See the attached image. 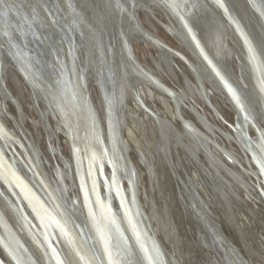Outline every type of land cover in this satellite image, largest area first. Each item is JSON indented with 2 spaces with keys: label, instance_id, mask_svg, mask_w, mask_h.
I'll use <instances>...</instances> for the list:
<instances>
[{
  "label": "bare ground",
  "instance_id": "6f19581e",
  "mask_svg": "<svg viewBox=\"0 0 264 264\" xmlns=\"http://www.w3.org/2000/svg\"><path fill=\"white\" fill-rule=\"evenodd\" d=\"M9 2L10 0H6L7 7L0 10V26L4 29L6 22H12L15 31L19 33L20 30L27 36L28 22L18 23L17 15L9 8L13 4ZM18 2L25 7L27 13L39 14L36 3L32 1L30 3L29 0H18ZM61 3L67 9L64 10V14L68 15L69 23L76 31L80 56L83 63L87 65L89 78L91 77L89 89L93 104L99 114L104 132L107 131V124L102 81L104 82L105 78L110 81L113 75V78L118 80L120 88L126 91L125 97L128 99L126 103L129 102L126 105V119L121 118L119 124L121 128L126 123L127 138L122 144L123 151L128 152L125 161L134 175L142 210L153 226L155 238L170 259L174 264H264V202L262 198H257L256 192L249 191L250 194H248L243 191L244 187L247 189L257 182L255 178L248 175L249 172L255 173L258 177L262 174L258 173L250 157H247L235 133L218 120L214 110L225 121L235 122V117L231 113L233 107L227 100L228 95L218 88V83L213 85L210 76L207 77L203 73L205 66L199 61L194 42L187 38L185 30L179 24L176 26L174 23L177 14L187 22L203 53L216 63L218 69L220 68L223 81H227L239 92L243 98V104L252 111L264 133L262 96L255 87L256 83L252 77L254 69L246 60L248 50L240 31L246 33L264 58V18L252 7L249 0H223V4L229 9L230 16L237 19L241 26H236L225 19L224 8L220 7L216 0H178L180 7L177 10L169 7L164 0H61ZM92 5L95 6V12L91 9ZM94 18L99 19L101 23L98 24ZM46 19L45 22L41 21V25L52 29L51 22L49 23L48 18ZM238 26L240 30L237 29ZM93 30L95 36L90 34ZM133 33L152 35L182 53L196 72L204 74L207 95L202 94L201 85L193 70L181 60L175 57H163L153 44L135 40L133 49L139 65L155 81L178 96L182 107L178 112L174 104L165 98L164 92L154 84H152L153 87L148 84L138 86V94L145 107L142 108L133 102L130 97L131 91L142 77L137 75L140 72L139 65L135 68L136 66L128 61L121 48L123 38L129 40ZM35 38L31 42L27 38V41L32 53H35L33 48L40 53L39 59L33 62L38 67L36 74L38 83H34L38 108L21 74L9 68L6 75V82L10 88H17L20 93L17 98L21 97V99H18L16 106L17 108L19 106L23 116L29 141L24 139L23 126L20 128L18 125L17 133L2 116L0 120L4 122L6 130L24 146L27 156L25 159H28L30 163L24 159L25 164L19 166L29 186L36 191L43 190L37 174L46 179L53 200L47 197L45 200L42 199V202L50 208L48 210L54 216H56L57 205H60L66 212L76 239L84 240L89 246L98 250L99 245L92 220L78 198L76 182H72L73 174L75 173L76 176L77 171L72 173L70 142L66 136L62 137L66 133V127H61L59 117L57 122H54L51 117L46 116L48 107L57 109L49 84L44 79L48 74L50 52L46 53L47 42L42 41L46 60L41 59L40 42ZM50 38L52 39L51 36ZM7 46L16 50L13 45L7 44ZM21 56L25 61L26 58H23L22 54ZM122 56L123 59L125 56L124 68L128 70L126 72L122 71L120 59ZM11 70L20 79H16ZM131 73L132 76L128 81ZM24 84L29 93L25 92ZM15 94L17 96V92ZM10 97L12 96H7V100ZM9 107L16 110L11 105ZM39 111L47 117L48 122L43 120ZM149 111L157 117L150 116ZM184 122L192 123L202 134L214 136V140L233 156L242 169L235 161L231 162L225 156L218 157L220 163L216 159L214 161L208 159L201 144L198 145L191 139L188 130L183 126ZM51 130L54 133L53 141L50 138ZM252 137L255 136L252 135ZM129 142L133 146L132 149ZM57 143H59L58 149L61 156L55 149ZM2 145L4 147L3 143ZM174 150L178 152L177 155ZM16 152L24 158V152L20 148L17 147ZM183 155L189 159V172L194 170L193 180L188 179L186 176L188 171L180 166V156ZM118 168L121 167L118 166ZM119 171L121 173V170ZM125 186L128 188L127 182ZM216 186L222 189V194L216 190ZM12 188L15 198L10 200L13 207L17 209V213L14 214L2 198H0V208L9 218L18 234L19 241L27 248L35 264H48L40 246L41 243L44 244V226L33 212L28 200L24 198L20 188L15 184ZM6 194L9 195L7 191ZM19 204L23 206L24 212L17 208ZM185 205L189 206L190 212L187 213ZM233 205L246 210L250 216L247 225L240 227L235 223ZM116 208L113 214L132 245V254L128 259L132 261V264H148L133 234V225L138 232L141 226L135 222L129 224L124 213L122 214L120 209ZM135 213L137 222L141 223L140 212L135 211ZM25 225L30 226L33 233L42 236L41 243L33 240L30 230L26 228L24 230ZM0 226L3 227L1 223ZM49 233V240L53 246L55 238L59 245L57 251L64 255L68 247L64 237L55 228L49 229ZM7 234L8 231L4 229L2 236L6 237ZM141 235L150 248L153 244L151 238L145 241L146 236L143 233ZM10 259L5 250L0 247V260L4 264H12Z\"/></svg>",
  "mask_w": 264,
  "mask_h": 264
},
{
  "label": "water",
  "instance_id": "95a60500",
  "mask_svg": "<svg viewBox=\"0 0 264 264\" xmlns=\"http://www.w3.org/2000/svg\"><path fill=\"white\" fill-rule=\"evenodd\" d=\"M29 1L30 3L32 2L36 3V7H38L39 14H37V12H34V15L31 13L30 14L27 13L25 7L20 5L18 0H10L9 2V4L10 3L13 4L12 6L13 8L12 7H9V8L11 11H13L15 15H17L18 23L20 24V21L21 23L22 21L28 22L27 24L29 26L28 27L29 29H27L28 30L27 36H25V34H22L20 30H19V33L15 31V29L12 26L13 24L12 22L11 23L6 22L5 23L6 26L4 27V29L2 26H0L1 28L0 29V34H1L0 50H2L1 51L2 54L0 52V85L1 86L3 85L2 84V74H3L4 67H6L7 69L10 68V69L16 70L17 73L21 74L23 80L27 84L28 88L31 90L34 104L38 108V97L34 93V82H32V80L29 78V75H27L28 70L26 68L25 62L22 59L21 54L23 55V58H26L27 60L34 62L39 59L40 53L36 48H33L34 49L33 51H35V53H32L28 45V41L31 42L36 37L35 40L39 42L40 41L47 42L46 43L47 45L46 53L50 52V55L53 61L51 63L53 64L54 69L57 72V75L60 77V91L62 93V96L61 98L58 97L56 99L55 105L58 109H52L51 107H48L46 116L51 117L54 120V122H57V119H58L57 117H59L62 123L61 127L63 126L65 128L68 126L67 128H69L68 130L67 128L65 129L66 133H64L62 137L66 136V138L70 142V147L72 151L71 152V156H72L71 169L73 170L72 173L77 171L76 173L77 178L75 179L76 176L74 173L72 177V182L73 183L76 182L75 186H76V192L78 194V198L83 203V206L87 209V213L89 215V203L92 206L93 202H91L89 199L87 202L85 200V193H84L83 187L81 186L82 175L80 174V172H84L85 169L86 171H89V168L88 169L84 168L85 167L84 164H86L84 157L86 153H89L85 150H87L90 147H88L85 144H84L85 146H83V144L81 145L80 143L76 141L75 129H72L71 125L69 126L65 123V121H63L64 115L61 113V110H60L62 108L61 106L63 104V100L67 99L70 102H72L73 100L74 102L78 100L77 95H79L80 92H78L77 90L76 78L80 80L81 90L83 88L82 91H84L86 100L88 101V104L90 105V108L94 114L95 121H96L98 130L100 132V138H101L103 146L106 148V150H109V148L112 147V149H115V152L117 153V155H119V166L121 167L119 169L117 167V162H115V160L113 163H108L103 160L100 162L102 174L97 173V176L95 175V178L99 177L98 178L99 181L97 182L96 188L98 190V194L101 200H103L106 205L110 206L112 213H115L116 211L115 209H117L116 207H118L120 211L122 212V214L124 213V216L127 222L129 221V217H131V220L133 223L134 221L133 216L132 214H130L129 212L130 210L127 206L128 200L131 201L133 203L132 208H130L131 211L134 212L135 216H136L135 211L137 213L140 212V215L142 217V219H140L142 220L141 223L137 222L138 223L137 225L141 226L140 232L146 236L145 241H147L148 238H151L152 242L155 243V245L159 248L165 264H174V262L168 256V254L163 250V247H161L160 243L158 242V239L155 238L153 226L149 222L146 213H144L140 205V202L138 199L137 186L135 184V178L132 173L131 167L125 161V156L128 155V152L126 150L123 151L122 144L124 142V139L127 138L126 127H125L126 123L121 128L119 125L121 118L123 120L126 119V112H127L126 105L129 103V102L126 103V100L128 99H126L125 97V94H126L125 89L122 88L123 89L122 91V89L120 88L121 86L118 83V80L116 78H113V75H111L112 77L110 78V81H106L107 84H105V82L102 81V83L104 84V86L102 84V87H103V98L105 100V106H106V124H107V131L104 132L101 121H100L99 114L93 104V100L91 96L92 94L89 89V80L91 77L89 78L90 75L88 73L87 65L83 63L82 58L80 56V51H79L80 46L77 40L76 31L73 30V27L69 23L70 20L68 19V15L64 14V10L66 9V7L62 6L61 0H29ZM5 3H6V0H3V4L0 5V10H4L3 7H5L6 5ZM91 9L95 12V6L92 5ZM227 10H228L227 13H224L225 19H227L230 23L232 22V24L236 26L237 25L241 26V24L239 23L237 19H235L234 17L232 18V16H230L228 8ZM69 13H70V10H69ZM229 17H231V19ZM46 18H48L49 23L51 22L50 24L52 25V29L43 27L41 25L42 24L41 21L45 22L47 20ZM94 20H96L98 24L101 23L100 20L97 18H94ZM175 21H174L175 25L178 26L179 24L185 30L187 38L192 43L193 42L195 43V44L193 43V45L198 54L197 56L199 58V61L202 63L203 66H205V70L203 69V73L206 74L207 77L210 76V79L212 80L213 85L218 83L217 85L219 87L218 86L217 87L225 91L228 95L227 100L229 101L231 107H233V111H231V113L235 117L234 118L235 122L225 121L221 117V115L218 112H216V110H214V113L216 114L218 120L223 124V126H225L227 129H230V131L232 130L235 133L236 139L240 144H242V147L244 148L247 157L248 158L250 157V161L254 163V165L258 169V173L262 174L261 177H258L256 176L255 173L247 172L248 175L252 176V178H255L257 182L253 184V186L250 185L251 187L247 189L246 187H244L243 191H245L248 194H250V192L251 193L256 192L257 198H262L264 202V173L261 172L260 165L257 163V160L254 159V154L256 156L259 155V148L257 147V145L261 143V139H260L261 134H262L261 128L259 127V124L256 121L255 117L253 116L252 111L249 108H246L245 105L243 104V98L241 97L239 92L234 88V86L230 84V86L239 95L240 100L244 106L243 110L240 108V106L237 105L236 101L233 99L232 94L228 91V88L225 86V82L221 79L222 76H221L220 68L218 69V67L216 66V63L212 62V60L209 59L203 53V50L201 49L199 44L196 42L195 39H193V34H192L193 31L190 28V26L187 24V22L183 20V18L179 14L175 15ZM189 29H191V32L189 31ZM90 34L93 36L96 35L94 30L93 32L91 31ZM244 34L246 33L244 32ZM137 35H139V37H137ZM50 36L52 37V39L50 38ZM27 38H28V41H27ZM123 40H124L123 47L121 46V48L125 52L128 61L132 62V64L136 66L135 68H137L139 63L135 59V54H134V49H133L134 41L140 40V41L151 43L156 48H158L159 52L161 53L160 54L161 56L166 57V58H172V57L178 58L179 60H181V62H183L191 70H193L196 76V79L201 85L200 88H201L202 94L207 95V91L204 86V81H205L204 74L198 71L196 72L182 53L178 52L177 50L171 48L167 44H164L157 38L153 37L152 35H148V34L133 33V36L129 38V40L128 39L126 40L124 38ZM7 44L13 45V47H15L16 50H12V48H9ZM120 59H121V65L123 67L122 71H125V72L128 71L126 68H124V65H126V61H124L125 56H124V59H123V56L120 57ZM246 60L249 63H251L247 55H246ZM28 64L30 63H27V65ZM138 68L140 72L137 75H139V77H142V80L141 81L138 80L135 83L136 85H134L131 91L132 96L130 97L133 99V102H136L142 108L145 107L143 100L138 94V86L140 84H148L149 86L153 87L152 84H154V86L156 85L160 90H162V92H164L165 98H167L172 104H174V106L176 107V110L180 112L182 105H181V102L178 96L173 94L167 88H164L159 82L155 81L147 73V71L143 69L140 65ZM217 73H219V75ZM131 76H132V73L129 76L128 81ZM259 76H260V73L256 69H254V72H252V77L254 79V83H256L255 87L258 93L262 96V99L261 98L260 99L262 100V104L264 108V92H261ZM67 84H68V87H66ZM70 92H72V94ZM7 99L8 98H6V100ZM12 101L14 100L12 99ZM2 109L4 111V115L8 116L6 113L4 104L2 105ZM39 114L45 122H48L46 120L47 117L43 116L44 114H42L41 111H39ZM149 114L150 116L155 115V114H152L151 112ZM246 114L249 117V119L247 120L245 119ZM155 117L157 116L155 115ZM19 123L22 124L21 120H19ZM183 124H184L183 126L188 130V133L190 134L191 139L197 142L198 145L201 144L202 149L204 148L203 151L208 159H211L213 161L216 159L220 163V160L218 157L225 156L227 159L229 158L228 160H231V162L235 161V163L238 164L239 168L242 169L240 164L233 158V156L229 154V152L226 151L223 147H221L216 140H214L215 138L214 136L209 137L205 134H202L196 128V126L190 122L188 123L184 122ZM0 126H3L4 131L7 133L6 137L0 136L1 142L4 144L3 149L0 147V152L3 153V157L5 161L7 162V164L11 165L12 170H14L16 174L23 180L24 184L27 185V189H29L30 192L34 194L36 198H38L40 201H42V199L45 200V198L47 199V197L52 199V192H51L49 185H47L48 184L47 180L46 179L44 180L38 174H37V178L43 190L39 189L38 191H36L29 186L25 175L21 173V170L15 164V162L16 163L18 162L21 165L25 164L24 159L25 157L27 158V156L25 154L24 146L19 142L18 139L14 138L15 136L12 135L11 132H8V130H6L5 124L4 122H2V120H0ZM252 135H254L255 137L253 138ZM58 145L59 143H57L56 146L55 145L54 146H55L57 154L61 156V154L59 153ZM82 146L85 149L81 148ZM17 147L20 148L22 152H24V158L20 156L18 152H16ZM130 147L131 149L133 147L131 143H130ZM174 152L176 155L178 154L176 150H174ZM25 160L27 163H30L28 159H25ZM188 160L189 159L187 156L186 157L184 155L180 156V161H181L180 166L181 168L183 167L188 171L186 173V176L188 177V179L193 180L194 170L189 172V168H188L189 161ZM180 166L178 165L177 167L179 168ZM119 170H121L122 174L120 173ZM112 177H114V179H111ZM83 181H84V186L86 187L87 185H86L84 178H83ZM125 182H127L129 189L126 188ZM4 188L7 189L6 191L9 195L6 194V191ZM216 190L220 194L223 193L220 187L216 186ZM8 196H10V198H8ZM122 197L124 200L123 204L121 203ZM0 198H2L8 204L9 206L8 208H10V210L14 214L17 213V209L13 207L12 202L10 200L11 198L12 199L15 198L14 190L12 186L9 187V185L5 183L3 179H0ZM253 199L255 200V198ZM231 200L234 201V199H231ZM188 201L190 200L188 199ZM94 204L98 207V204L96 202ZM18 206L17 208H20L19 210L21 212L22 211L24 212L23 206H21V204H19ZM57 206H58L57 209L53 208L56 210L55 211L56 216H58L59 218L61 213H63L66 216L65 210H63V208L60 205H57ZM184 208L187 210V213L190 212L189 206L185 205ZM125 209H127V214L125 212ZM232 210H233L234 220H235V223H237V225L241 227V226L248 224L250 220V216L248 215L245 209L243 208L240 209L239 207H237V205L235 206L233 205ZM88 217L90 218V216ZM0 223L3 225L4 229L10 230L11 233H13L16 238H19L9 218L6 217V215L4 214L1 208H0ZM3 227L0 226V236H2V233L4 231ZM67 227L74 234V232L71 229L69 219H68ZM25 228L30 230V232L33 234L32 238L34 241H36L37 243H41V240H42L41 235L39 236L38 233H33V230L31 229L30 226L25 225L24 230ZM74 236L76 237L75 234ZM54 240H55L54 241L55 245L53 247H55L56 249H59L57 240L55 238ZM1 248L3 249V247ZM207 249L210 250L209 248ZM10 261L12 260L10 259ZM11 263L13 264V261Z\"/></svg>",
  "mask_w": 264,
  "mask_h": 264
},
{
  "label": "snow or ice",
  "instance_id": "6c2138e0",
  "mask_svg": "<svg viewBox=\"0 0 264 264\" xmlns=\"http://www.w3.org/2000/svg\"><path fill=\"white\" fill-rule=\"evenodd\" d=\"M164 2L173 10H177L180 7L178 0H164ZM216 2L220 7L224 8L225 13H227L228 10L223 4V0H216ZM249 2L259 15L264 18V0H249ZM2 4L3 0H0V5ZM5 7L7 6L5 5ZM229 18L231 19V17ZM238 30H240L239 26ZM189 31L191 32V29H189ZM240 31L247 46L248 59L252 63L254 69L260 73L259 80L261 92H264V58L261 57L247 35L244 34L242 30ZM193 39H195L194 36ZM217 74L219 75V73ZM221 79L223 80V77H221ZM225 86L232 94L237 105L243 110L244 106L237 92L228 85L227 81H225ZM245 119H249L247 114L245 115ZM0 136H7L3 126H0ZM260 139L261 143L257 145L259 148V155L256 156L254 154V159L257 160L261 172L264 173V133L261 134ZM89 172L91 173V166ZM0 179H3L9 187L15 184L16 187L20 188V191L24 194V198L28 200L33 212L36 213L40 223L44 226V244L40 246L44 251V256L47 258L48 264H132V261L128 259L132 254V245L129 243L124 231L120 228L117 218L111 212L110 206L106 205L105 202L101 200L98 193L96 203L99 205V211H95L89 203V216L92 220V226L95 230L96 240L99 245V249L97 250L89 246L86 241L77 240L67 227L68 218L63 213L60 214L59 218L54 216L44 203L27 189V185L24 184L23 180L12 170L11 165H5L2 152H0ZM92 185L95 191V178H93ZM81 186H84L83 177L81 178ZM85 200L86 202L88 201L87 191H85ZM121 203H124L123 197L121 198ZM125 212L127 214V209H125ZM129 223L132 224L131 217H129ZM52 228L58 229L60 235L65 239L68 247L64 255L57 251L49 240V229ZM7 231L8 234L6 237L0 236V247H3L13 261V264H35V260L32 258L27 248L24 247L10 230ZM81 231L83 230L81 229ZM133 234L136 237V244L143 252L144 258L147 260L148 264H165L159 248L155 243L149 248L145 244L141 233L136 230L134 225ZM0 264H4V262L0 260Z\"/></svg>",
  "mask_w": 264,
  "mask_h": 264
},
{
  "label": "rangeland",
  "instance_id": "374dc122",
  "mask_svg": "<svg viewBox=\"0 0 264 264\" xmlns=\"http://www.w3.org/2000/svg\"><path fill=\"white\" fill-rule=\"evenodd\" d=\"M42 45H43V42L40 41L39 46H40V50H41V59L46 60V56L44 54L45 51L43 52V48H42L43 46ZM48 55H49L48 65H47L48 66V74H46L44 79L48 82L49 89L51 91V95L53 96L54 101L56 103V99L58 97L61 98V96H62V93L60 91V77L57 75V72L54 69L53 64L51 63L53 61H52L50 53ZM76 81H77L76 82L77 90H78V92H80L79 95H77L78 100H76L75 102H74V100L72 102H70L67 99L63 100V104L61 106L62 108L60 110H61V113L64 115L63 121H65V123L67 125H69V126L71 125L72 129H75L76 141L78 143H80L81 145L83 144V146L87 145L88 147H90L87 150H85L89 153H86V155L84 157V160L86 162V164H84V166H85L84 168L88 169L91 166V173L89 171H86V169H85L84 172H80V174L84 178L86 185H87L86 187L83 186L84 193H85V191H87L88 199L91 202H93L92 208L98 212L99 211V205L97 207L94 204L96 202L98 190H97V188L95 191L93 190V185H92L93 178H95V175L97 176V173L102 174L101 166H100V162L102 160L106 161L108 163H113L115 160V162H117V167H118L119 166V155H117V153L115 152V149H112V147L109 148V150H106V148L103 146L101 138H100V132L98 130V127H97V124L95 121L94 114L90 108V105L88 104V101L86 100L84 91H82L83 88L81 90L80 80H78V78H76ZM106 81H109V80L105 78L104 82L107 84ZM66 87H68V84ZM70 93L72 94V92H70ZM23 128H24V126H23ZM67 129H69V128H67ZM30 130L32 131L31 128H30ZM26 131H27L26 129H25V133L23 131L24 139L26 141H29V138L27 136L28 134ZM83 146L81 148L85 149ZM0 147L3 149L1 139H0ZM3 159H4V157H3ZM4 162H5V165H9V164H7L5 159H4ZM15 164L20 169V166H19L20 164L18 162L17 163L15 162ZM86 165H87V167H86ZM98 178H95L96 185H97V182L99 181ZM111 179H114V177H112ZM127 206L130 210L129 211L130 214H132V216H133V220H134L133 224H134V222L137 224L136 216H135L134 212L131 211V209H130V208H132L131 201L128 200Z\"/></svg>",
  "mask_w": 264,
  "mask_h": 264
},
{
  "label": "flooded vegetation",
  "instance_id": "af4514ba",
  "mask_svg": "<svg viewBox=\"0 0 264 264\" xmlns=\"http://www.w3.org/2000/svg\"><path fill=\"white\" fill-rule=\"evenodd\" d=\"M24 62L30 63L28 65L26 63V68L28 70L27 75H29V78L32 80V82L38 83V80L36 77L38 67L35 64H33V62H31L30 60L26 59ZM7 70L8 69L6 67H4L3 75H2V84L3 85L2 86L0 85V116H2L4 118V120H7L11 124V126L13 127V130H15L18 133V130H19L18 125L20 128H22V126H24L23 116L21 115V113L19 111V106H18V108L16 106L19 102L18 99L20 100L21 97L17 98L18 95H20L17 88L11 89L10 86L7 84V82H6ZM39 72H40V68H39ZM12 73L16 79H20V77L18 75H16L15 72L12 71ZM24 88L26 89L25 92L29 93L28 88L26 87L25 84H24ZM16 92H17V96L15 94ZM7 96H12V97H10L11 99L6 100ZM12 99L14 100L13 102H12ZM3 104L5 106V110H6V113L8 116L4 115V111L2 109ZM10 105L13 106L14 108H16V110H13L11 107H9ZM19 120H21L22 124L19 123ZM50 138L52 139V141L54 140L53 139L54 133L52 130L50 133Z\"/></svg>",
  "mask_w": 264,
  "mask_h": 264
}]
</instances>
